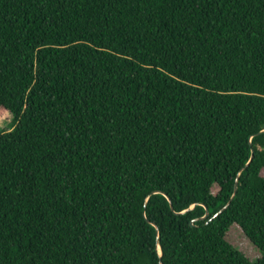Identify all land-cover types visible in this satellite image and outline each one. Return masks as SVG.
<instances>
[{
  "label": "trees",
  "instance_id": "obj_1",
  "mask_svg": "<svg viewBox=\"0 0 264 264\" xmlns=\"http://www.w3.org/2000/svg\"><path fill=\"white\" fill-rule=\"evenodd\" d=\"M3 113L0 264H264V0H0Z\"/></svg>",
  "mask_w": 264,
  "mask_h": 264
},
{
  "label": "rangeland",
  "instance_id": "obj_2",
  "mask_svg": "<svg viewBox=\"0 0 264 264\" xmlns=\"http://www.w3.org/2000/svg\"><path fill=\"white\" fill-rule=\"evenodd\" d=\"M13 122V115L11 113L0 114V134L6 131H11ZM216 192L217 189H214ZM228 240L234 247L249 257V259L256 263L262 257L261 251L247 238L243 230L238 225H233L228 234Z\"/></svg>",
  "mask_w": 264,
  "mask_h": 264
},
{
  "label": "water",
  "instance_id": "obj_3",
  "mask_svg": "<svg viewBox=\"0 0 264 264\" xmlns=\"http://www.w3.org/2000/svg\"><path fill=\"white\" fill-rule=\"evenodd\" d=\"M253 156H254V153H253V155H252V159H253ZM237 186H238V184H237ZM236 191H237V189H236ZM230 204H228V206H229ZM228 206H226V207H224L219 213H217L216 215H215V217H218L224 210H226L227 208H228ZM194 208V207H193ZM209 216V210L207 209V214H206V216L204 217V218H207ZM194 223V221L192 222V224Z\"/></svg>",
  "mask_w": 264,
  "mask_h": 264
}]
</instances>
